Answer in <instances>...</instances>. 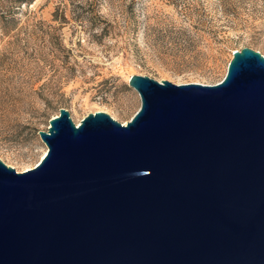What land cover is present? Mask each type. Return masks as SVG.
I'll use <instances>...</instances> for the list:
<instances>
[{
    "label": "water",
    "instance_id": "1",
    "mask_svg": "<svg viewBox=\"0 0 264 264\" xmlns=\"http://www.w3.org/2000/svg\"><path fill=\"white\" fill-rule=\"evenodd\" d=\"M123 124L68 109L19 172L0 158V264H264V55L216 84L132 75Z\"/></svg>",
    "mask_w": 264,
    "mask_h": 264
},
{
    "label": "rangeland",
    "instance_id": "2",
    "mask_svg": "<svg viewBox=\"0 0 264 264\" xmlns=\"http://www.w3.org/2000/svg\"><path fill=\"white\" fill-rule=\"evenodd\" d=\"M246 46L264 55V0H0V158L31 169L61 108L126 124L132 75L216 84Z\"/></svg>",
    "mask_w": 264,
    "mask_h": 264
},
{
    "label": "trees",
    "instance_id": "3",
    "mask_svg": "<svg viewBox=\"0 0 264 264\" xmlns=\"http://www.w3.org/2000/svg\"><path fill=\"white\" fill-rule=\"evenodd\" d=\"M22 1L25 3H31L32 2V0H22Z\"/></svg>",
    "mask_w": 264,
    "mask_h": 264
},
{
    "label": "bare ground",
    "instance_id": "4",
    "mask_svg": "<svg viewBox=\"0 0 264 264\" xmlns=\"http://www.w3.org/2000/svg\"><path fill=\"white\" fill-rule=\"evenodd\" d=\"M46 153H47V150H45V152L43 153L42 158L45 156Z\"/></svg>",
    "mask_w": 264,
    "mask_h": 264
}]
</instances>
